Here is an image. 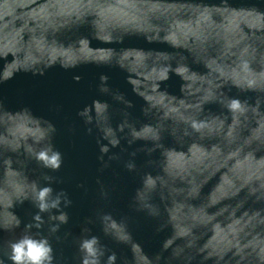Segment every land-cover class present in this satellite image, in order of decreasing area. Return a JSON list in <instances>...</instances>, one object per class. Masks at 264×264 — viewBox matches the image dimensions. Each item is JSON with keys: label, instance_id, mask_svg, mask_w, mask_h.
Returning <instances> with one entry per match:
<instances>
[{"label": "water", "instance_id": "95a60500", "mask_svg": "<svg viewBox=\"0 0 264 264\" xmlns=\"http://www.w3.org/2000/svg\"><path fill=\"white\" fill-rule=\"evenodd\" d=\"M24 237L264 264V0H0V264Z\"/></svg>", "mask_w": 264, "mask_h": 264}, {"label": "clouds", "instance_id": "9594fccd", "mask_svg": "<svg viewBox=\"0 0 264 264\" xmlns=\"http://www.w3.org/2000/svg\"><path fill=\"white\" fill-rule=\"evenodd\" d=\"M38 158L44 161L47 165L53 168H58L60 165L59 153H53L51 156L47 152H40ZM50 189L45 188L39 192V199L41 201V209H45L47 204L43 203L45 197ZM64 219V217H61ZM94 241H87L84 247L92 252V244ZM12 255L10 259L13 264H44L45 261L51 260V248L47 245L46 241H37L29 237H24L18 242L12 244Z\"/></svg>", "mask_w": 264, "mask_h": 264}]
</instances>
